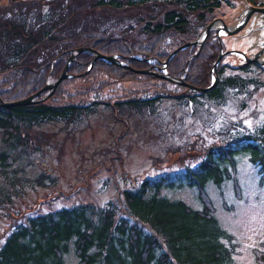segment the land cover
Listing matches in <instances>:
<instances>
[{
  "label": "trees",
  "instance_id": "trees-1",
  "mask_svg": "<svg viewBox=\"0 0 264 264\" xmlns=\"http://www.w3.org/2000/svg\"><path fill=\"white\" fill-rule=\"evenodd\" d=\"M222 1L6 0L0 4V99L24 98L39 90L47 78L55 80L70 51L80 46L115 55L133 69H157L161 73L160 62L195 38L191 23L199 26ZM220 44L210 30L196 55V45L178 51L167 62L166 72L204 87L212 79L210 65ZM92 56L77 54L68 65V72L75 76L62 80L55 91L64 81L97 74L114 79L142 76L171 84L178 91H195L197 96L180 93L173 97L186 106L195 104V97L222 105L229 89L248 94L249 87H264V82L239 74L223 76L229 64L222 59L216 66L217 83L207 92L138 74L102 59L80 75L88 69ZM203 58L206 68L196 66ZM248 68L261 71L255 64L238 67L242 72ZM54 93L37 103L0 106V173L8 182L0 184V206L16 194L13 176L7 172L13 160L11 152L33 149L31 130L50 122L72 125L97 109L96 101L49 104ZM160 96L117 101L111 108L120 115L125 111L152 112ZM239 126L219 128L215 133L219 138L203 152H196L199 161L194 166H185L179 173L156 174L123 189L120 210L109 201L102 206L77 203L27 215L11 225L0 244V264H67L69 253L77 264H235L233 238L212 213L204 186L207 180L218 185L228 178L229 167L234 168L235 155L240 152L249 154L248 160L264 180V121L254 129ZM184 185L197 189L199 209L160 193L164 187ZM259 257L264 264V251Z\"/></svg>",
  "mask_w": 264,
  "mask_h": 264
},
{
  "label": "rangeland",
  "instance_id": "rangeland-1",
  "mask_svg": "<svg viewBox=\"0 0 264 264\" xmlns=\"http://www.w3.org/2000/svg\"><path fill=\"white\" fill-rule=\"evenodd\" d=\"M5 2L0 0V4ZM263 4L264 0H224L206 14L199 26L191 23V34L196 37L217 18L232 25L248 5ZM217 38L223 49L231 51L222 57V63L231 67L223 70V76L239 74L264 82V71L248 68L242 72L236 68L243 60L235 52L251 55L260 48L264 41V15L254 13L238 33H221ZM206 62L203 58L196 66L206 68ZM210 82L209 79L207 85ZM249 89L248 94L227 90L222 105L195 97V104L185 106L173 97L180 93L197 96L195 91H178L171 84L142 76L114 79L97 74L62 82L53 92L56 95L48 99L49 104L96 101L97 109L72 125L50 122L33 128V149L11 152L13 160L7 172L13 176L16 194L0 206V244L11 225L33 213L77 203L102 206L109 201L120 210L123 189L135 187L156 174L179 173L185 166H194L199 161L196 152H203L219 138L215 134L219 128L259 127L264 121V87ZM159 94L152 112L125 111L120 115L111 108L117 101ZM248 155L237 153L234 168L229 167L230 176L218 185L207 180L204 194L219 225L233 238L235 264H262L259 254L264 251V180H260ZM3 183L8 185L0 173V184ZM160 193L168 199H180L194 209L200 208L194 187H164ZM66 262L77 264L72 253L67 255Z\"/></svg>",
  "mask_w": 264,
  "mask_h": 264
},
{
  "label": "water",
  "instance_id": "water-1",
  "mask_svg": "<svg viewBox=\"0 0 264 264\" xmlns=\"http://www.w3.org/2000/svg\"><path fill=\"white\" fill-rule=\"evenodd\" d=\"M254 13L264 15V6H248L244 10L243 14L238 19V21L232 25L225 24L224 20L220 19V18L212 20L203 28V30L194 39L189 40V41L181 44L177 48H175L163 61L160 62L159 70L161 71V73L153 71L149 68L148 69H133L128 64L117 59L115 55H104V54H101L98 51H96L90 47H87V46L77 47V48L70 51V55H69L65 65H64L63 69L61 70V72L59 73L58 77L55 80H52L50 82L46 81L45 84L39 90H37L35 93H32L29 96H26L24 98H21L18 100H13V101H4V100L0 99V106H7L8 107V106H13V105H28V104L44 101L45 99H47L49 96H51L53 94L56 86L62 80L69 78V77H72V76H75L71 73H68L67 68H68V65L70 64V62H72L74 60L75 56L79 53H82V52L91 53L93 56H92L91 63L88 66V69L80 75L85 74L92 67L95 60L102 59V60H105L109 63H113V64H116L118 66H121L123 68L133 70L134 72H136L138 74L153 75V76L158 77V78L166 79L170 82L179 83V84H182L186 87L193 88V89L197 90L198 92H207V91L213 89L217 83L218 75L216 73H214V71H216L217 63L219 62V60L221 59V57L224 54L231 53L230 50H227L224 52H219L218 57L216 58V60L214 61L213 65L211 67V72L213 74L212 81L210 82L209 85L204 86V87H198V86H194V85H191L189 83H186L184 81V77H173L170 74H168L165 70L167 62L169 61V59L171 57H173L175 55V53L185 49L186 47H188L190 45L198 46L197 51L194 54V55H196L198 50H199V47H201L204 39L206 38V36L208 35L210 30H215L218 37H220L221 32L225 33L226 35H234V34L238 33L243 27H245V25L248 23V21L250 20L251 16ZM235 52H237L238 54L241 55V58L243 60V65H247L248 63H257V64H260L261 66H264V58H262V56H263L262 54L264 53V41L262 42L260 49H258L257 51H255L251 55H246L242 51H235ZM42 93H44V94H42Z\"/></svg>",
  "mask_w": 264,
  "mask_h": 264
},
{
  "label": "flooded vegetation",
  "instance_id": "flooded-vegetation-1",
  "mask_svg": "<svg viewBox=\"0 0 264 264\" xmlns=\"http://www.w3.org/2000/svg\"><path fill=\"white\" fill-rule=\"evenodd\" d=\"M262 55H263V54H262ZM262 55H261V56H262ZM156 67H157V65H156ZM151 70L158 72L157 69H151Z\"/></svg>",
  "mask_w": 264,
  "mask_h": 264
},
{
  "label": "bare ground",
  "instance_id": "bare-ground-1",
  "mask_svg": "<svg viewBox=\"0 0 264 264\" xmlns=\"http://www.w3.org/2000/svg\"><path fill=\"white\" fill-rule=\"evenodd\" d=\"M226 55H227V54H226ZM226 55H225V56H226Z\"/></svg>",
  "mask_w": 264,
  "mask_h": 264
}]
</instances>
